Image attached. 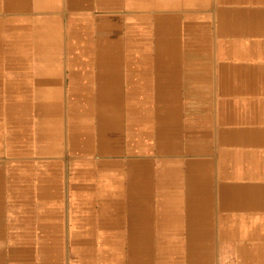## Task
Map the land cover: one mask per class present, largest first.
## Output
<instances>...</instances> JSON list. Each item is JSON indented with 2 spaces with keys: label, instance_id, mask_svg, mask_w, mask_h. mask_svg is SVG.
I'll return each instance as SVG.
<instances>
[{
  "label": "crops",
  "instance_id": "0c3cea01",
  "mask_svg": "<svg viewBox=\"0 0 264 264\" xmlns=\"http://www.w3.org/2000/svg\"><path fill=\"white\" fill-rule=\"evenodd\" d=\"M0 264H264V0H0Z\"/></svg>",
  "mask_w": 264,
  "mask_h": 264
}]
</instances>
